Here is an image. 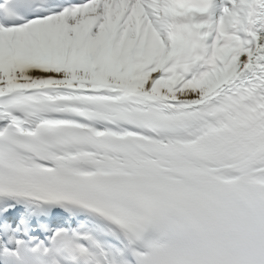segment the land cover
Here are the masks:
<instances>
[{
	"label": "snow or ice",
	"instance_id": "snow-or-ice-1",
	"mask_svg": "<svg viewBox=\"0 0 264 264\" xmlns=\"http://www.w3.org/2000/svg\"><path fill=\"white\" fill-rule=\"evenodd\" d=\"M0 264H264V0H0Z\"/></svg>",
	"mask_w": 264,
	"mask_h": 264
}]
</instances>
